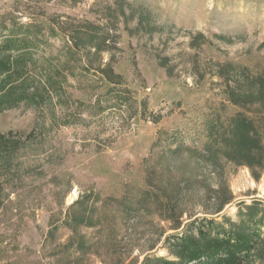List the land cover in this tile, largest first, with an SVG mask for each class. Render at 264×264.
<instances>
[{"label": "rangeland", "instance_id": "374dc122", "mask_svg": "<svg viewBox=\"0 0 264 264\" xmlns=\"http://www.w3.org/2000/svg\"><path fill=\"white\" fill-rule=\"evenodd\" d=\"M21 51L40 80L0 115V264L180 262L250 218L264 264V0H0V58Z\"/></svg>", "mask_w": 264, "mask_h": 264}, {"label": "trees", "instance_id": "16d2710c", "mask_svg": "<svg viewBox=\"0 0 264 264\" xmlns=\"http://www.w3.org/2000/svg\"><path fill=\"white\" fill-rule=\"evenodd\" d=\"M13 36L5 40L3 48L8 49L9 45V49L20 51L31 47L30 40ZM97 38H101L97 32L89 34V41ZM78 42L83 43L81 39ZM30 55L29 51H21L13 59L9 56L0 58V115L16 102L31 97V90L37 87L40 79L37 76L38 72L28 66V61H31ZM256 79L264 84V77ZM244 121L238 122L239 127L246 126ZM242 135L245 136L246 133ZM0 139L6 138L0 134ZM251 142L252 139L248 143ZM250 219L253 224L244 222L242 227H233L230 230L220 224L214 225V236L209 234V231L205 232L199 228L198 238L193 235L182 240L179 249L181 261H164V264H190L193 261L195 264H246L244 258L254 247L251 241L258 231L255 220Z\"/></svg>", "mask_w": 264, "mask_h": 264}, {"label": "bare ground", "instance_id": "6f19581e", "mask_svg": "<svg viewBox=\"0 0 264 264\" xmlns=\"http://www.w3.org/2000/svg\"><path fill=\"white\" fill-rule=\"evenodd\" d=\"M70 199H72V197Z\"/></svg>", "mask_w": 264, "mask_h": 264}]
</instances>
